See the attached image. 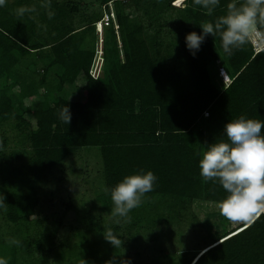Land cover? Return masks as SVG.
I'll list each match as a JSON object with an SVG mask.
<instances>
[{
  "label": "trees",
  "instance_id": "obj_1",
  "mask_svg": "<svg viewBox=\"0 0 264 264\" xmlns=\"http://www.w3.org/2000/svg\"><path fill=\"white\" fill-rule=\"evenodd\" d=\"M97 1L104 7L102 16L90 18L81 28L73 25L77 8L68 9L54 0H6L0 7V160L7 168L23 159V150L32 153L21 165L25 173L12 169L7 173L11 179L3 181L29 184L47 173L52 177L81 149L94 148L103 164L105 193L95 199L103 210L112 211L111 189L124 176L139 169L157 176L153 190L128 219L104 228V233L122 230L131 236L133 230L154 232L183 220L213 227L226 193L218 183L202 181L198 161L206 144L222 138L228 120L240 115L264 119V49L255 53L251 43L228 55L218 36L208 37L195 57L186 49L185 35L199 33L201 23L224 14L229 0H221L210 15L192 0H186L184 8L174 6L178 0ZM109 3L118 30L113 24L105 28L109 35L99 69L98 50L95 44L89 46V40L94 41V29L104 12L111 11ZM20 6L35 11L18 17L15 9ZM26 60L31 74L42 65L39 80L19 73ZM218 62L232 79L226 89L218 77ZM80 80L81 97L71 101L65 96L67 88H75ZM65 105L71 111L69 125L58 118V109ZM11 130L17 144L10 150ZM6 152L9 156L4 157ZM30 175L35 178L28 181ZM39 206L35 188L12 193L3 205L6 221L31 224L38 220ZM220 225L222 231L209 235V245L200 253L185 251L146 261L136 253L137 258H127L128 264H264V214ZM97 234L94 241L84 238L78 253L85 255L102 242L109 253L102 256V264L113 258L116 264L125 262L121 246L114 248L102 232ZM68 242L60 245L65 252ZM58 255L51 262L43 256L44 264L77 263L71 253ZM17 262L13 254L9 264Z\"/></svg>",
  "mask_w": 264,
  "mask_h": 264
},
{
  "label": "rangeland",
  "instance_id": "obj_2",
  "mask_svg": "<svg viewBox=\"0 0 264 264\" xmlns=\"http://www.w3.org/2000/svg\"><path fill=\"white\" fill-rule=\"evenodd\" d=\"M54 2L64 4L68 9L77 8V11L72 15L74 28L84 27L92 17L97 16L100 18L104 11V7L97 0H54ZM177 4H174V6L181 7ZM184 7L185 4L182 8ZM136 15L134 11L131 12L132 18H136ZM94 30L95 39L94 41H92L93 38L89 40V46L95 44L98 50L100 57H98L97 62L100 69L102 66L101 50L105 47L109 32L105 28L101 30L95 27ZM44 35L47 37L48 33ZM119 46H121L120 42ZM28 61H23L20 64L19 73L22 76H28V79L39 80L43 75L42 65L39 64L31 74L27 69ZM82 85V80H80L78 90L75 89L77 86L72 88V91H74L73 89L76 91L75 93L72 91L68 93V97L79 99L81 97L79 90ZM70 94H72V97ZM26 118L31 119L32 116L27 114ZM7 135L10 139L9 147L11 150L15 147L14 144H17L16 134L11 130L8 131ZM23 151V159H20L18 164L11 167L6 168L2 165L5 160H0V193L3 194L6 201L12 193L21 195L29 193L30 190L35 188L40 198V214H38V220L35 222L18 226L6 221V210L4 207H0V257L5 258L7 264L12 262L13 254L17 256V264H33L34 261L44 264L45 259L43 256L45 255L51 262L55 255L71 253L75 262H77L76 264H102V256L109 254L102 242L100 245L96 242L97 247L93 248L91 252L86 251L85 255L78 253L81 251L78 244L84 245V238L90 237L94 241L93 236L98 235V232L103 233L104 228L118 226L120 222L117 223V221L121 220L119 217H113L112 211L103 210L102 206L95 200L105 193L104 176L102 174L103 164L99 150L94 148L81 149L71 159L67 160L62 167H58L52 177L50 173H47L40 179L35 180L34 175H30L28 181L34 179V182L30 183L29 181V184L16 181L4 182L3 179H11L8 174L11 173L12 169L16 170L17 174L25 173L22 166L27 164V159L32 153L27 149ZM5 156H9V153L6 152ZM63 169L66 170L63 175L60 176L59 173H56L59 170L63 171ZM100 220L102 223L99 222ZM224 221L227 223L229 220L221 214L213 220V227H209L206 222L203 225H198V223L189 224L183 220L181 223L161 226L154 232L145 229L137 233L138 231L133 230L131 236L122 230L114 232L118 234L122 242V260L125 262H121V264H128V259L137 258L135 257L136 253H140V259L144 261L161 255L177 256L185 251L195 254L200 253L209 245L208 236L222 231L220 222ZM52 238H54V243L51 240ZM131 238H134V240H131ZM13 241L18 243H13ZM67 241L71 244L67 246L65 252L60 248V245H65ZM40 242L45 247L43 253L39 252ZM92 255L96 256V259L91 258Z\"/></svg>",
  "mask_w": 264,
  "mask_h": 264
},
{
  "label": "clouds",
  "instance_id": "obj_3",
  "mask_svg": "<svg viewBox=\"0 0 264 264\" xmlns=\"http://www.w3.org/2000/svg\"><path fill=\"white\" fill-rule=\"evenodd\" d=\"M5 3L6 0H0V7H4ZM192 3L210 15L220 6L221 0H192ZM32 11L35 9L20 6L15 9V15L23 17ZM47 14L51 19L53 13L49 11ZM199 28V33L191 31L184 37L185 47L193 57L210 36L214 39L219 37L220 47L228 55L251 43L256 48L254 41H264V0H229L224 14L215 17L213 21L201 23ZM58 118L70 124L71 111L67 105L58 109ZM262 129L264 119H253L245 115L230 119L223 126L222 138L206 144L198 161L202 181L218 183L225 191L226 196L218 207L229 221H249L253 216L264 213ZM156 181L157 176L151 170L139 169L124 176L110 192L112 216L126 221L131 210L139 207L145 194L153 190ZM4 202L5 198L0 193V207H3ZM103 236L114 248L122 246L118 234L112 230L103 232ZM0 264H7V260L0 257ZM105 264H116V260L110 259Z\"/></svg>",
  "mask_w": 264,
  "mask_h": 264
},
{
  "label": "built area",
  "instance_id": "obj_4",
  "mask_svg": "<svg viewBox=\"0 0 264 264\" xmlns=\"http://www.w3.org/2000/svg\"><path fill=\"white\" fill-rule=\"evenodd\" d=\"M176 3V2H175ZM173 3V4H175ZM109 8H110V12H104V15L101 19L100 22H98L96 24V27L99 28V29H103V28H108L111 24L114 25L115 27V31L118 30V25L116 24V16H115V13L113 12V9H112V3H109ZM256 42V48L254 47V50H255V53H258L259 51L263 50L264 49V41H254ZM218 77L220 79V82L223 86V88H228L231 83H232V79L229 75V73L227 72V70L222 67L220 65V63L218 62ZM207 115H205V117H207ZM261 214H264V213H261Z\"/></svg>",
  "mask_w": 264,
  "mask_h": 264
},
{
  "label": "crops",
  "instance_id": "obj_5",
  "mask_svg": "<svg viewBox=\"0 0 264 264\" xmlns=\"http://www.w3.org/2000/svg\"><path fill=\"white\" fill-rule=\"evenodd\" d=\"M76 86L77 87L75 89L78 90V83L76 84ZM71 89L72 88H70V87L67 88V91H66V94H65L66 98H68L71 101H78L79 99H75L74 97H72V94H70L72 98L68 97V93H70L72 91ZM75 89H73L74 91H72V92L75 93V91H76Z\"/></svg>",
  "mask_w": 264,
  "mask_h": 264
},
{
  "label": "bare ground",
  "instance_id": "obj_6",
  "mask_svg": "<svg viewBox=\"0 0 264 264\" xmlns=\"http://www.w3.org/2000/svg\"><path fill=\"white\" fill-rule=\"evenodd\" d=\"M185 1L186 0H178V1H176L175 5L178 3L177 5H180L182 7L184 5ZM179 3H182V4H179Z\"/></svg>",
  "mask_w": 264,
  "mask_h": 264
}]
</instances>
